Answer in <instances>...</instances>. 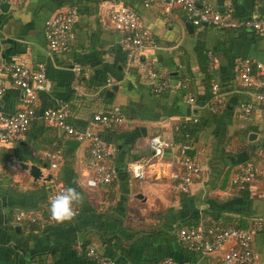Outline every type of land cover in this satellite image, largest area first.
I'll return each instance as SVG.
<instances>
[{"label": "crops", "instance_id": "obj_1", "mask_svg": "<svg viewBox=\"0 0 264 264\" xmlns=\"http://www.w3.org/2000/svg\"><path fill=\"white\" fill-rule=\"evenodd\" d=\"M209 3L219 12L230 8L233 20L264 19V0ZM71 5L79 7L74 40L66 52L50 53L45 22ZM120 7L137 13L141 30L156 45L144 50L138 62L128 60L109 23L108 14ZM256 36L195 27L180 6H145L144 0H19L0 7V61L44 70L38 112L70 103L68 123L77 131L100 113L122 119L99 130L105 164L117 170L108 185L88 187L94 175L87 166V142L65 136L42 119L32 122L20 141L0 144V264H89L92 247L114 264L187 263L191 256L178 242L179 229L200 221L224 227L246 220L250 227L253 218L264 219V106L241 116V105L251 99L236 73L243 59L264 65V39ZM198 53L207 61V75ZM149 70L167 77L172 88L155 94ZM187 95L194 98L193 106L185 103ZM20 97L1 74L0 111L16 113ZM153 137L189 147L187 155L203 170L189 193L170 180L175 168L167 156L161 165L148 167ZM56 152L62 161L50 172L53 161L46 155ZM132 164L146 165L143 178L134 177ZM31 166L51 182L34 180ZM245 166L257 171L255 179L234 184ZM52 181L81 193L74 220L51 219ZM22 213L36 218L35 225L17 223ZM195 258L197 264H221V254ZM253 259L264 264V227L254 235Z\"/></svg>", "mask_w": 264, "mask_h": 264}, {"label": "built area", "instance_id": "obj_2", "mask_svg": "<svg viewBox=\"0 0 264 264\" xmlns=\"http://www.w3.org/2000/svg\"><path fill=\"white\" fill-rule=\"evenodd\" d=\"M18 1L0 0V7L2 4ZM154 3L169 7L180 6L186 13L187 21L195 27H201L203 24H213L215 27L223 29H245L264 39V19L233 20L230 8L219 12L209 3V0H144L145 6ZM108 18L109 23L119 33L121 48L130 62H138L144 50L156 47L151 35L147 31L141 30L139 18L135 11L120 7L113 9L108 14ZM77 20V7L71 6L64 13L45 22L46 47L50 53L66 52L69 49L74 40L72 30ZM236 73L244 93L251 99L250 102L241 105L240 108L241 116L247 118L255 109L264 106V65L255 60L243 59L237 62ZM1 74L5 75L12 85L20 90L21 97L20 106L16 113L5 115L0 111V144L20 141L28 131L30 124L37 119H42L47 124L60 130L65 136L87 142V166L94 175L92 180L87 181L88 187L108 185L116 180L117 170L105 164L107 152L100 139L99 130L104 127L111 128L122 122L118 115L97 114L84 131H77L68 123L71 114L69 104L61 103L42 112L37 111V92L46 83L44 70L31 71L20 63L4 64L0 61ZM147 76L155 94H160L172 88L168 78L163 77L155 70H149ZM212 90L216 92L217 87L213 85ZM185 103L193 106L194 98L187 95ZM211 111L214 112L213 109ZM149 148L152 152V162L149 163L148 167L161 165L163 159L167 156L172 167L175 168L169 175L170 180L181 193H189L190 188L201 178L203 171L201 166L187 155L186 152L189 147L176 146L160 137H153L149 140ZM168 152L169 156L167 155ZM46 157L53 161L49 167L50 172L55 171L57 164L62 161L61 152L47 154ZM145 168L146 165L143 164H132L130 166L131 172L137 179L143 178ZM256 174L257 171L254 168L245 166L234 180V184L242 186L250 183L255 179ZM45 177L41 176L40 180H45ZM1 179L2 175L0 174V181ZM51 187L52 192L48 204L55 193L67 188L54 181H52ZM74 207L77 214L72 220L79 214L77 203ZM22 221L34 224L36 218L22 213L16 217V222L22 223ZM263 227L264 219L253 220L251 226L246 230L205 225L204 222L200 221L194 226L179 229L177 239L184 250L196 253L201 257L221 254V264H254L253 238ZM87 254L96 264H114L98 252L96 248H90ZM161 264L197 263H179L173 259H165Z\"/></svg>", "mask_w": 264, "mask_h": 264}, {"label": "clouds", "instance_id": "obj_3", "mask_svg": "<svg viewBox=\"0 0 264 264\" xmlns=\"http://www.w3.org/2000/svg\"><path fill=\"white\" fill-rule=\"evenodd\" d=\"M81 199V193L72 187L55 193L49 201L51 219L59 223L71 221L77 214L74 205Z\"/></svg>", "mask_w": 264, "mask_h": 264}, {"label": "trees", "instance_id": "obj_4", "mask_svg": "<svg viewBox=\"0 0 264 264\" xmlns=\"http://www.w3.org/2000/svg\"><path fill=\"white\" fill-rule=\"evenodd\" d=\"M71 6H74V5H71ZM70 6V7H71ZM76 6V5H75ZM77 7V13L79 14V7L78 6H76ZM223 30H227V29H223ZM231 30H234V29H231ZM235 31H246V32H250V31H248V30H245V29H239V30H235ZM252 33V32H251ZM254 34V33H253ZM256 36V35H255ZM256 37H258V36H256ZM259 38V37H258ZM198 57L200 58L199 60L201 61V71H202V73H204V75H207V66H206V63H207V61L204 59V60H201V58H202V56H201V54L200 53H198ZM67 104H69L70 106H71V104L70 103H67ZM93 119V118H92ZM82 131H84V130H82ZM81 132V131H80ZM66 187H69L68 185L66 186ZM48 206V205H47ZM255 219H257V218H253L252 219V221L253 220H255ZM247 221L246 220H244V222H242L241 221V224H239V225H229V226H225V225H223L224 227H231V228H235V229H239V230H246V229H248L249 227L246 225L247 223H246ZM24 223H26V226H29V225H33V224H31V223H29V222H24ZM34 225H35V223H34ZM184 250V249H183ZM184 251H186V250H184ZM188 252V255H190L191 256V258H190V260H188L187 261V263H191V262H195V257H198L199 255H197L196 253H193V252H189V251H187ZM174 260V259H173ZM175 261H177V262H179V263H181V261H179V260H177V259H175ZM95 264V262L92 260V259H90V261H89V264Z\"/></svg>", "mask_w": 264, "mask_h": 264}, {"label": "water", "instance_id": "obj_5", "mask_svg": "<svg viewBox=\"0 0 264 264\" xmlns=\"http://www.w3.org/2000/svg\"><path fill=\"white\" fill-rule=\"evenodd\" d=\"M7 6V3L6 4H2L1 5V8ZM203 27H210V28H215V26L213 24H203L202 25ZM188 28H192L191 26H188ZM67 145H70V146H76L77 145V142H74V141H69L66 143ZM24 169H28L27 166H24ZM29 174L31 175V177L34 179V180H38L41 178V174L39 172V169L34 167V166H31L29 167ZM51 177L48 176L45 181H50ZM52 192V190H51Z\"/></svg>", "mask_w": 264, "mask_h": 264}]
</instances>
